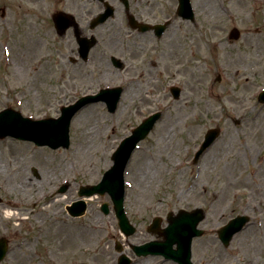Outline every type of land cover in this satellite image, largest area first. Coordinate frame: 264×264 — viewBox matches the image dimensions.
I'll list each match as a JSON object with an SVG mask.
<instances>
[{
  "label": "rangeland",
  "instance_id": "374dc122",
  "mask_svg": "<svg viewBox=\"0 0 264 264\" xmlns=\"http://www.w3.org/2000/svg\"><path fill=\"white\" fill-rule=\"evenodd\" d=\"M45 1L0 0L5 8L4 15L0 11V110L10 106L32 118L57 117L61 106L120 82V72L109 59L123 46L114 39L119 12L96 31L99 45L89 60L75 64L69 58L75 56L74 40L57 36L46 14L63 9L64 0ZM191 1L195 23L176 16L177 0L150 1L159 18H173L166 35L152 41L134 37L131 57L125 56L133 68L129 74L126 68L122 78L132 76V82L116 111L108 112L102 102L85 106L71 121L68 148L0 138V183L9 178L18 188L32 186L24 196L28 214L0 218V237L9 242L0 264H116L114 242H123L117 221L113 212L100 211L103 201L111 205L108 194L85 199L87 209L79 217L67 214L66 206L79 198L80 185L100 180L119 141L155 110L161 118L125 171L126 209L139 210L142 216L132 217L137 230L129 240L150 238L143 228L150 216L161 215L165 223L170 211L202 207L206 217L200 226L206 233L193 240L195 263L211 256L212 264H264V167L253 173L264 156V104L256 99L264 87V0ZM38 3H44L42 14ZM233 27L241 32L237 40L228 38ZM173 84L181 88L178 99L170 93ZM211 127H219L221 134L193 163ZM63 182L69 187L59 193ZM53 194L64 199L52 206L49 217L33 219L31 214ZM241 213L250 222L225 248L213 230ZM157 263L153 258L137 264Z\"/></svg>",
  "mask_w": 264,
  "mask_h": 264
},
{
  "label": "water",
  "instance_id": "95a60500",
  "mask_svg": "<svg viewBox=\"0 0 264 264\" xmlns=\"http://www.w3.org/2000/svg\"><path fill=\"white\" fill-rule=\"evenodd\" d=\"M105 19L106 15L103 16ZM102 19V20H103ZM239 31L234 28L231 30L229 37L238 38ZM175 96L178 95V89H173ZM119 90L116 88L112 90H101L96 96H88L80 99L75 104L68 107H62V115L57 118H47L43 120H31L30 118H24L20 112L14 111L10 108L0 112V137L7 135L17 137L25 140H32L39 145H49L52 148L59 146H68L69 144V124L70 119L74 113L80 109L84 104L89 101L105 100L108 104L109 110L115 109L116 103L119 98ZM261 101H264V91L260 95ZM157 116L145 120L138 128L133 131V134L125 138L117 150L113 153V165L108 169L101 181L94 185L81 186L79 195L89 196L94 193L103 194L109 192L114 199L115 208L117 214H119V224L123 228L126 234L132 232V229L128 226L126 218L121 216V197H122V184H123V170L130 157L132 150L134 149L137 141L143 138L148 130L151 128L154 119ZM218 135V130L211 129L205 135V140L201 145L200 150L197 152L196 157L202 153V151L214 140ZM64 187L61 189L63 190ZM85 203L83 200L74 202L69 208L73 215H79L84 211ZM106 211V204L102 207ZM204 214L200 209H195L193 212L181 211L180 214L172 219L170 225L166 228L165 236L166 242L164 243H148L138 247L140 252H146V247L150 246L165 251L168 257H175L182 264H191L190 262V242L191 238L201 233V230L196 228V224L203 218ZM247 216H236L232 218L226 225H224L219 231L220 239L227 244L233 233L240 230L246 221ZM175 240L178 243L177 250H171V245ZM119 248V247H117ZM6 252V242L4 239L0 240V260L3 258ZM130 260L122 254L120 256L119 264H129Z\"/></svg>",
  "mask_w": 264,
  "mask_h": 264
},
{
  "label": "flooded vegetation",
  "instance_id": "af4514ba",
  "mask_svg": "<svg viewBox=\"0 0 264 264\" xmlns=\"http://www.w3.org/2000/svg\"><path fill=\"white\" fill-rule=\"evenodd\" d=\"M61 1H63V0H61ZM107 1L110 2L111 4H113L115 6V9L118 8L119 6L121 7L119 9V16H118L119 19L121 20L120 26L118 27L117 32H115L116 36L114 35V37H115L114 39L116 40V42L119 44H122L123 45L122 47L124 48L123 49L122 47H120L119 52L117 53V54H119V56L121 58H125V56H129V58L131 57L130 56V54H131L130 45L132 42L135 41V39L132 40L131 38H128L129 36H131V35H133L134 37L135 36H139V37L143 36V38L146 37L148 40L152 41V40H156V39L161 38L162 36H164V34L166 35L167 28L162 33V35L160 37H158V36H156L154 29H150L148 31L142 32L138 28L131 27L128 23V14L132 15L140 23H147L150 25H156V24L163 23L164 21H162L161 18L158 17L159 12L155 11L154 4L150 2L151 0L150 1L149 0H129V10L128 11L121 5L120 0H107ZM77 2H79V3L73 4L71 0H64L63 9L62 8H53V10L51 9L50 12L46 13L48 15L47 19L51 20V22H52L51 15L56 10H62V11L64 10V11L73 13L75 15L76 20L78 21L81 33L86 34V30L89 27V20L92 17H94L95 15H97L98 13H100L104 9L105 5H104V2L101 0H77ZM45 3H46V1H45ZM42 4H44V3H41V4L38 3L37 4L38 8H39V9H37V11H39V14H42V11H41L42 9L40 6ZM72 4H73V6H72ZM155 4H157V7L160 8L161 10L163 9V2L158 1V2H155ZM115 12H116V10H115ZM84 16L87 18L84 21H82L81 19H83ZM162 17H163V14H162ZM168 18L169 17L166 16L165 21L169 20ZM122 21H125L127 26L125 24H123ZM99 27L96 28V31ZM119 35H120V38H118ZM65 36H68V39H66L67 41H69V39L72 37L74 39L73 30L67 31L63 35V37H65ZM63 37H61V38H63ZM127 40H132V41L129 44H123ZM76 54H77V50H76ZM123 54H125V55H123ZM120 71H122V70H120ZM140 213L141 212L139 210L131 209L129 216H130L131 220H132V217H134V218L141 217L142 218ZM150 218H152V217L151 216L148 217V220H150ZM150 221L143 225V228H145V232H147V234L150 235V239H155V240L160 239V235L157 233V231L152 234L147 230V227L149 226ZM136 224L137 223H134L135 227L137 228ZM161 226H163L162 221H161L160 228H161ZM140 232H142V230H140ZM146 240H148V239L139 240V241L131 240V242L141 243V242H144ZM127 243H130V242H127ZM145 260H146V257H136L134 263L137 264V263H139L141 261H145ZM199 263L200 264H202V263L211 264V257L208 256V258H207V257L203 256L199 260Z\"/></svg>",
  "mask_w": 264,
  "mask_h": 264
},
{
  "label": "bare ground",
  "instance_id": "6f19581e",
  "mask_svg": "<svg viewBox=\"0 0 264 264\" xmlns=\"http://www.w3.org/2000/svg\"><path fill=\"white\" fill-rule=\"evenodd\" d=\"M237 166L240 165V161H237ZM3 164L0 162V169L2 168ZM264 167V156L262 157V161L260 162V164L258 165V168L260 169H256L255 171H253L254 176H256V174ZM143 170H139L138 174H141ZM0 175H2L0 173ZM197 178V177H196ZM195 178V182L197 183V179ZM29 179H25L24 182H27ZM194 183V182H193ZM29 185L26 187L23 184H20L19 188L17 186H13L11 184H9V178H1V183H0V189L2 190L3 194H4V199H0V218L1 219H5V214L6 213H11L10 218L13 217H17L19 215H21L23 212L28 214V211L30 209L27 208V205L29 204L28 201L24 200L25 199V195L27 194L28 190L32 189V186L30 185L31 183H28ZM256 191H260V189L256 188ZM21 195V196H20ZM53 199L51 201H48L47 203L43 204L41 209L33 212L32 217L33 219H37V220H43L47 217H49L50 215V209L52 208V206H54L58 201H61L64 199V197H59V196H55L54 194L52 195ZM11 208H16L19 209V211L14 212L11 211ZM30 215V218H31ZM29 218V216H28ZM8 219V218H7ZM27 253V252H26ZM26 253L22 254L25 255V257H28L29 255ZM22 257V258H25Z\"/></svg>",
  "mask_w": 264,
  "mask_h": 264
},
{
  "label": "clouds",
  "instance_id": "9594fccd",
  "mask_svg": "<svg viewBox=\"0 0 264 264\" xmlns=\"http://www.w3.org/2000/svg\"><path fill=\"white\" fill-rule=\"evenodd\" d=\"M11 216V213H6L5 214V218L7 219V218H9ZM25 219H27V217H25Z\"/></svg>",
  "mask_w": 264,
  "mask_h": 264
}]
</instances>
